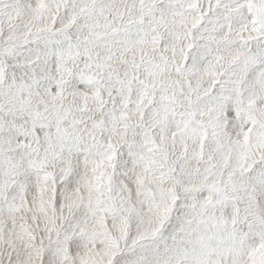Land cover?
<instances>
[{"label":"snow or ice","instance_id":"1","mask_svg":"<svg viewBox=\"0 0 264 264\" xmlns=\"http://www.w3.org/2000/svg\"><path fill=\"white\" fill-rule=\"evenodd\" d=\"M0 264H264V0H0Z\"/></svg>","mask_w":264,"mask_h":264}]
</instances>
